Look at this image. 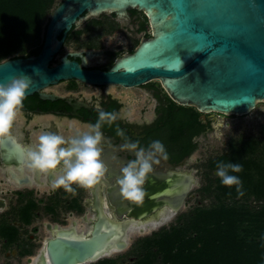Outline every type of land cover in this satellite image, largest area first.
I'll list each match as a JSON object with an SVG mask.
<instances>
[{"label": "flooded vegetation", "instance_id": "obj_1", "mask_svg": "<svg viewBox=\"0 0 264 264\" xmlns=\"http://www.w3.org/2000/svg\"><path fill=\"white\" fill-rule=\"evenodd\" d=\"M152 36L147 14L136 8L128 10L124 16L86 13L67 34L50 66L55 67L67 58L78 63L83 71L107 73ZM71 40L77 43H70ZM134 89L141 91L138 97L156 102L152 119L131 116L132 107L128 105V100L134 96L125 91ZM181 107L184 106L175 103L158 80L125 88L115 84L93 85L71 78L25 98L11 129V139L0 145V264H43L44 260L50 264L47 243L58 232L75 231L87 235L99 212L114 218L113 211L119 206L133 209L135 205L122 198L117 183L121 168L135 158L131 151L123 148L127 142H139L147 147L153 140H159L165 145L169 159L154 165V172L149 174L154 179H167L172 174L177 176L183 172L193 174L195 184L185 200V206L197 185V170L185 167L189 166L200 139L215 132V121L225 118V115L202 113L194 107H187L190 110L185 116L187 124L181 129L175 125ZM100 111L118 113V119L111 126L105 123L101 128L102 160L108 173L100 184L92 189L73 185L74 192L71 193L63 188L54 190L50 175L33 172L26 166L27 150L38 146L40 135L55 133L70 140L78 132L90 133ZM117 128L123 131V136L117 135ZM231 142L224 154L209 160L212 178L210 185L204 187L206 192L215 189L212 181L218 178L217 171L210 167L211 163L229 154ZM147 184L148 181L145 186ZM213 184L214 187H211ZM110 195H114V202ZM173 219L164 224H158V219H155L149 229L152 230L151 235L138 237L132 251L129 229L124 250L85 264H151V250L157 252V248L150 243L160 239L163 233L183 225V222H174ZM116 220L130 221L126 217L123 220L116 217ZM156 264H162V261Z\"/></svg>", "mask_w": 264, "mask_h": 264}, {"label": "water", "instance_id": "obj_2", "mask_svg": "<svg viewBox=\"0 0 264 264\" xmlns=\"http://www.w3.org/2000/svg\"><path fill=\"white\" fill-rule=\"evenodd\" d=\"M134 8L147 14L153 36L109 72H86L67 58L50 66L67 34L86 13L124 16ZM19 75L30 79L25 98L71 78L125 88L158 80L180 106L202 113L246 115L264 101V0H63L49 17L40 53L0 63V83ZM168 178L174 184L152 196L154 180L166 178L150 177L142 205L119 206L114 218L99 212L87 235L58 232L47 243L49 263L96 261L124 250L133 224L158 219L164 208L175 209L177 215L195 177L183 172ZM110 199L114 202V195ZM116 217L130 221L118 222Z\"/></svg>", "mask_w": 264, "mask_h": 264}, {"label": "trees", "instance_id": "obj_3", "mask_svg": "<svg viewBox=\"0 0 264 264\" xmlns=\"http://www.w3.org/2000/svg\"><path fill=\"white\" fill-rule=\"evenodd\" d=\"M60 3L0 0V63L38 54L49 17ZM189 111L181 107L175 121L178 128L187 124ZM258 150L255 140L232 141L229 154L212 161V170L218 162L242 165V172L232 174L242 181L244 195L238 197L235 186L222 185L219 177L213 180L219 203L196 208L185 215L183 225L152 241L157 252L151 250V264L159 260L162 264H264V160L255 158ZM259 153L264 155V146ZM252 197L259 202L257 207L243 202Z\"/></svg>", "mask_w": 264, "mask_h": 264}, {"label": "clouds", "instance_id": "obj_4", "mask_svg": "<svg viewBox=\"0 0 264 264\" xmlns=\"http://www.w3.org/2000/svg\"><path fill=\"white\" fill-rule=\"evenodd\" d=\"M30 91V79L19 75L11 77L7 83H0V145L11 139V129L23 105L26 94ZM118 119V113L100 111L98 120L91 126L90 133H77L70 140L55 133H45L39 136L38 146L27 150L26 166L33 172L47 174L52 177V189L63 188L74 192L73 185L84 189H92L105 179L108 168L102 160L101 147L102 126H109ZM118 136H123L117 128ZM123 148L134 154V159L121 168V176L117 183L123 199L134 205H142L147 195L145 184L154 172V165L169 159L165 145L159 140H153L143 147L139 142H127ZM240 163L218 162L217 175L222 185L235 186L237 196L244 195L242 181L232 173L242 172ZM176 210L164 208L158 213V224H164L173 219Z\"/></svg>", "mask_w": 264, "mask_h": 264}, {"label": "rangeland", "instance_id": "obj_5", "mask_svg": "<svg viewBox=\"0 0 264 264\" xmlns=\"http://www.w3.org/2000/svg\"><path fill=\"white\" fill-rule=\"evenodd\" d=\"M61 0H57V4ZM43 38V36H42ZM81 42H85L81 40ZM40 43V42H39ZM37 42L38 45L39 44ZM70 43H77L75 40H71ZM34 45V46H35ZM32 46H29L31 48ZM141 91L138 89L125 91L126 94L134 96L128 100V105L132 107V117L140 118L144 116L146 119H152L153 110L156 102L153 99L147 97H138ZM216 130L210 133L208 136L201 138L199 146L196 152L192 155L189 166L185 169L197 170V185L190 193L186 205L176 218L173 219L184 222L185 215L190 214L198 207L209 208L213 204L219 203L215 198L214 188L209 192L204 190V187L210 185V179L212 178L211 171L208 168L209 160L215 158L218 155L224 154L231 141L238 140H255L259 144V150L264 146V101L257 104V107L246 115H225V118H218L216 121ZM220 124L222 126H220ZM255 155V158L264 160V155L259 153ZM174 184V179L168 178L165 181L153 182L154 188L152 189V196H159L160 193L167 191L170 185ZM214 187V184L211 185ZM250 208L257 207V202L253 197L243 201ZM152 230H145L143 233L135 231L131 233L130 250L134 248L135 243L140 236L151 235Z\"/></svg>", "mask_w": 264, "mask_h": 264}, {"label": "bare ground", "instance_id": "obj_6", "mask_svg": "<svg viewBox=\"0 0 264 264\" xmlns=\"http://www.w3.org/2000/svg\"><path fill=\"white\" fill-rule=\"evenodd\" d=\"M155 223V220L152 219L150 222H142L141 224H133L130 228L129 233H133L135 231H145L147 229H150L151 225Z\"/></svg>", "mask_w": 264, "mask_h": 264}]
</instances>
